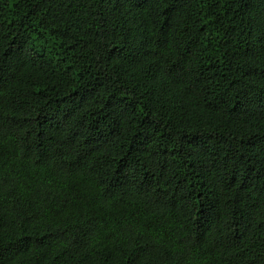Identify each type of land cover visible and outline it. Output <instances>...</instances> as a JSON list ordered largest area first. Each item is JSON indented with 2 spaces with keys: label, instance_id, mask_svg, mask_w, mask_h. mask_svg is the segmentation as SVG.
<instances>
[{
  "label": "trees",
  "instance_id": "16d2710c",
  "mask_svg": "<svg viewBox=\"0 0 264 264\" xmlns=\"http://www.w3.org/2000/svg\"><path fill=\"white\" fill-rule=\"evenodd\" d=\"M0 264H264V0H0Z\"/></svg>",
  "mask_w": 264,
  "mask_h": 264
}]
</instances>
